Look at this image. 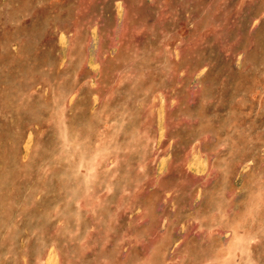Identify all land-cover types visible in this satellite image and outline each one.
<instances>
[{
    "label": "rangeland",
    "instance_id": "1",
    "mask_svg": "<svg viewBox=\"0 0 264 264\" xmlns=\"http://www.w3.org/2000/svg\"><path fill=\"white\" fill-rule=\"evenodd\" d=\"M0 264H264V0H0Z\"/></svg>",
    "mask_w": 264,
    "mask_h": 264
}]
</instances>
